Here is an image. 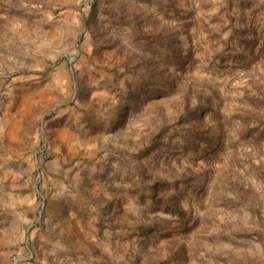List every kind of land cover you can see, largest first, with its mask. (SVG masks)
<instances>
[{
    "label": "rangeland",
    "instance_id": "obj_1",
    "mask_svg": "<svg viewBox=\"0 0 264 264\" xmlns=\"http://www.w3.org/2000/svg\"><path fill=\"white\" fill-rule=\"evenodd\" d=\"M0 264H264V0H0Z\"/></svg>",
    "mask_w": 264,
    "mask_h": 264
}]
</instances>
